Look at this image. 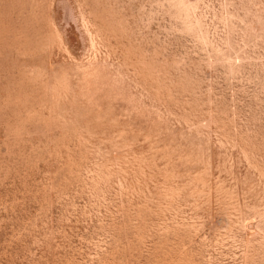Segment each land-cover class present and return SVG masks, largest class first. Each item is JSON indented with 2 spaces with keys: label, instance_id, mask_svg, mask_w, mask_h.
I'll use <instances>...</instances> for the list:
<instances>
[{
  "label": "rangeland",
  "instance_id": "rangeland-1",
  "mask_svg": "<svg viewBox=\"0 0 264 264\" xmlns=\"http://www.w3.org/2000/svg\"><path fill=\"white\" fill-rule=\"evenodd\" d=\"M0 264H264V0H0Z\"/></svg>",
  "mask_w": 264,
  "mask_h": 264
}]
</instances>
